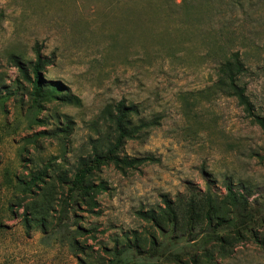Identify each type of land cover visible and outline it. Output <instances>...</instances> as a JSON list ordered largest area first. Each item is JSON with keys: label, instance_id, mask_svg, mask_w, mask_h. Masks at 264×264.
<instances>
[{"label": "rangeland", "instance_id": "obj_1", "mask_svg": "<svg viewBox=\"0 0 264 264\" xmlns=\"http://www.w3.org/2000/svg\"><path fill=\"white\" fill-rule=\"evenodd\" d=\"M172 1L173 13L165 0H0V264H264V136L215 86L207 56H219L214 40H230L264 117V0L212 19L200 5L185 15L198 0ZM51 85L60 91L47 98ZM120 101L158 124L119 155L154 160L101 166L88 182L105 190L70 195L80 159L110 134L102 111ZM228 186L242 211L229 206ZM192 200L200 218L184 214L172 238L140 215Z\"/></svg>", "mask_w": 264, "mask_h": 264}, {"label": "trees", "instance_id": "obj_2", "mask_svg": "<svg viewBox=\"0 0 264 264\" xmlns=\"http://www.w3.org/2000/svg\"><path fill=\"white\" fill-rule=\"evenodd\" d=\"M137 2L141 0H127V2ZM150 3L155 2V0H148ZM164 1V0H162ZM183 1L182 7H185ZM199 3L191 2L184 13L187 16L190 11L195 10L199 5L205 8L203 13L207 14L210 19L216 18L223 14L224 8H243L245 6L244 0H198ZM168 10L173 13L172 0H165ZM190 6V7H189ZM192 9V10H191ZM189 16V15H188ZM187 16V17H188ZM223 37V35H221ZM230 41V40H229ZM229 41L222 40L218 38L214 40L215 46L219 51V56L212 55L211 51L207 52L208 58H213L216 62V75L217 80L215 86L220 89H226L229 94L235 98L238 105L241 106L244 112L249 118H251L253 124L258 126L264 136V117L258 115L254 111V106L247 94L246 88L241 84L240 78L246 72V65L243 61L242 55L239 51H232L229 49ZM42 64L36 62L34 68V78L31 80V84L34 88L36 95H43V88L40 83L38 76V71L41 69ZM23 77L30 80L27 76V72L22 70ZM60 91L58 85H51L49 90L44 92L47 98H53ZM102 118L108 123L110 134L106 139L98 138L94 141L92 146V152L89 158H81L79 161V167L76 170L72 180L68 182L70 195L77 196L78 194L83 197H90L94 191L105 190L103 184L95 186L93 183L88 182L89 178L93 173L101 168V166L113 164L117 169L124 171L126 168H135L138 165L144 164L148 161H153L154 158L146 156L143 158H127V156H120L119 152L123 145L128 140H133L140 138L148 129L158 124L157 120L147 122L140 117V106L134 104H126L124 101H120L115 105H108L102 111ZM41 179V174L34 177V181ZM88 182V183H87ZM227 198L228 204L234 211H242L244 209V204L242 202V195H237L231 187H227ZM208 202L210 203V196H206ZM202 201V200H201ZM204 202L205 199H203ZM197 201L192 200L188 207L182 205L174 208L169 205L168 201H165L166 207L160 209L159 212L155 210H150L147 212H141V217L149 222L151 226L159 230L163 236H167L168 231H170V238L176 232L178 227L179 219L185 214L188 216L190 224L196 225V220L200 218L201 212L197 209ZM214 207L211 204L207 206L204 212L205 230L213 229V217H214ZM200 212V213H199ZM182 214V215H181ZM181 215V216H180ZM217 220V225H221L222 220L220 217L215 216ZM168 226L167 231L164 230V225ZM200 226V224H197ZM215 235H218L215 233ZM186 238V235H182V239ZM217 240L223 243L221 236H217ZM151 243L153 249L158 250V244H156L153 237H151ZM192 261L196 263V259L192 257ZM131 264H143L141 262Z\"/></svg>", "mask_w": 264, "mask_h": 264}]
</instances>
